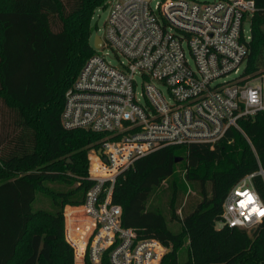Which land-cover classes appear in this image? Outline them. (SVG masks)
Wrapping results in <instances>:
<instances>
[{
    "label": "trees",
    "instance_id": "obj_1",
    "mask_svg": "<svg viewBox=\"0 0 264 264\" xmlns=\"http://www.w3.org/2000/svg\"><path fill=\"white\" fill-rule=\"evenodd\" d=\"M105 2L9 0L6 7L0 0V264H74L62 209L84 201L92 184L90 147L107 134L66 128L61 113L67 89L95 53L91 21ZM255 3L244 74L264 71V0ZM239 124L254 150L242 132L229 128L214 145H167L118 176L113 201L122 207L123 224L171 248L162 264H264V223L254 233L216 227L230 188L260 164L264 168V110ZM179 149L185 158L176 161ZM182 161L201 200L176 216L181 229L173 231L162 213L147 209V201ZM255 183L264 196L261 178ZM38 190L51 196L52 210L34 208ZM186 241L190 255L180 261ZM102 264L111 262L105 257Z\"/></svg>",
    "mask_w": 264,
    "mask_h": 264
},
{
    "label": "built area",
    "instance_id": "obj_2",
    "mask_svg": "<svg viewBox=\"0 0 264 264\" xmlns=\"http://www.w3.org/2000/svg\"><path fill=\"white\" fill-rule=\"evenodd\" d=\"M152 1L111 2L100 47L65 93L66 128L107 134L90 147L92 184L84 201L64 210L65 237L79 264H102L105 257L111 264H162L171 251L125 226L122 207L113 201L118 176L138 159L167 145H214L229 128L242 132L255 149L239 124L264 110V71L243 73L251 38L244 24L251 21L255 0ZM230 74L235 76L224 79ZM250 91L257 92L256 103L250 102ZM258 177L264 184L261 164L230 188L217 228L250 232L264 223Z\"/></svg>",
    "mask_w": 264,
    "mask_h": 264
},
{
    "label": "rangeland",
    "instance_id": "obj_3",
    "mask_svg": "<svg viewBox=\"0 0 264 264\" xmlns=\"http://www.w3.org/2000/svg\"><path fill=\"white\" fill-rule=\"evenodd\" d=\"M112 1L113 0H106L105 7L100 6L98 8H95L93 18L91 21V27H92L91 40L93 45L95 42V37L97 35H99L102 38L105 36L106 21L110 14V6ZM201 1H213V0H201ZM2 2L3 5L6 7L10 5L9 0H2ZM155 2L156 0H153L152 4L154 5ZM250 23L251 22L249 20H246L244 24L247 34L250 33V27H251ZM104 51L110 54L109 59L112 61V63L118 64L117 56L114 54V51L111 48L106 47ZM122 58L124 57H121V59ZM191 63L192 64L194 63L193 60H191ZM243 65L242 67H244ZM255 74H258V72H256ZM234 76H235L234 74H230L228 78H224V79L233 78ZM244 76L251 77L252 74L247 73ZM138 81H139V85L142 87L143 80L140 77H138ZM161 89L164 95L166 96V98L168 100H172L167 87L165 85H161ZM176 154H177L176 156L178 157L185 158V153L183 149H179ZM88 168H89V164H88ZM47 184L58 190H62V188L65 189L67 188L66 185L64 186L57 183L48 182ZM200 200H201V195H200L199 187L196 185L194 181L189 180L187 178L185 163L182 161L178 163L176 171L172 176L165 179L159 186H156L153 189L147 201V209L162 213L165 216L169 227L173 231H179L181 229V225L176 216L182 217V215L185 212L191 210ZM69 204L77 205L71 203L65 204L62 209L63 214L65 207ZM34 208L36 210L38 209L52 210L53 201L51 196L42 190H38L37 197L34 202ZM64 231H65V218H64ZM188 244L189 242L186 241L183 247H181L180 250L178 251V256L180 261H185L190 255ZM73 256H74V264H79L76 261L74 250H73ZM16 264H18V261H16Z\"/></svg>",
    "mask_w": 264,
    "mask_h": 264
},
{
    "label": "water",
    "instance_id": "obj_4",
    "mask_svg": "<svg viewBox=\"0 0 264 264\" xmlns=\"http://www.w3.org/2000/svg\"><path fill=\"white\" fill-rule=\"evenodd\" d=\"M100 44H101V38H100L99 35H97V36L95 37L94 46H95V47H100ZM182 159H183V157H176V161H181ZM254 232H255L254 229H252V230L250 231V233H254Z\"/></svg>",
    "mask_w": 264,
    "mask_h": 264
},
{
    "label": "clouds",
    "instance_id": "obj_5",
    "mask_svg": "<svg viewBox=\"0 0 264 264\" xmlns=\"http://www.w3.org/2000/svg\"><path fill=\"white\" fill-rule=\"evenodd\" d=\"M259 99V96L257 94V92L255 91H250L249 93V100L251 103H256Z\"/></svg>",
    "mask_w": 264,
    "mask_h": 264
},
{
    "label": "snow or ice",
    "instance_id": "obj_6",
    "mask_svg": "<svg viewBox=\"0 0 264 264\" xmlns=\"http://www.w3.org/2000/svg\"><path fill=\"white\" fill-rule=\"evenodd\" d=\"M260 215H264V212H261Z\"/></svg>",
    "mask_w": 264,
    "mask_h": 264
}]
</instances>
